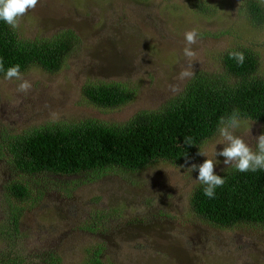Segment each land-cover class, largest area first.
Masks as SVG:
<instances>
[{"label":"rangeland","instance_id":"rangeland-1","mask_svg":"<svg viewBox=\"0 0 264 264\" xmlns=\"http://www.w3.org/2000/svg\"><path fill=\"white\" fill-rule=\"evenodd\" d=\"M264 1V0H260ZM247 0H39L18 18L19 39L50 37L71 30L77 38L65 65L48 73L36 66L20 72L31 82L0 75V264H81L95 252L111 264H264V225L220 227L199 218L189 196L207 158L215 174L226 167L216 131L189 159L156 160L141 170L122 168L101 175L84 172L21 174L10 162L1 133L17 134L44 125L85 119L121 124L136 112L155 109L176 96L189 78L181 68L221 71L220 57L236 46L260 57L256 75L264 77V26L253 24ZM197 30L184 55V33ZM117 81L134 96L114 108L89 102L86 83ZM179 85L173 93L170 85ZM234 135L255 151L264 122L239 118ZM200 150L207 157L200 154ZM25 181L26 199L8 185Z\"/></svg>","mask_w":264,"mask_h":264},{"label":"trees","instance_id":"trees-1","mask_svg":"<svg viewBox=\"0 0 264 264\" xmlns=\"http://www.w3.org/2000/svg\"><path fill=\"white\" fill-rule=\"evenodd\" d=\"M246 13L253 24L264 26V1L247 0ZM76 41L71 30L22 40L15 29L0 20V60L4 69L0 75L17 64L20 72L32 66L48 73L57 72L75 49ZM234 51L244 54L242 65L230 58L229 53ZM220 61V72L196 71L179 94L155 109L136 112L121 124L85 119L17 134L4 131L3 147L8 150L14 168L25 175L91 172L98 176L116 167L138 171L156 160H187L216 133L221 117L227 120L235 110L238 118L264 122V77L256 75L259 55L247 47L236 46L222 53ZM82 92L89 102L103 108L122 105L134 96L133 89L117 81L89 82ZM185 138H190L191 145L185 143ZM217 175L225 183L215 189L214 198L204 195L202 183L194 186L189 196L191 210L220 227L240 223L264 225V168L240 172L228 166ZM7 188L18 200L29 196L25 181L14 182ZM81 264L111 263L95 252Z\"/></svg>","mask_w":264,"mask_h":264},{"label":"clouds","instance_id":"clouds-1","mask_svg":"<svg viewBox=\"0 0 264 264\" xmlns=\"http://www.w3.org/2000/svg\"><path fill=\"white\" fill-rule=\"evenodd\" d=\"M39 0H0V20L5 21L13 29L19 26L18 18L25 15L29 9H35ZM197 30L192 29L184 33L186 46L184 48V55L191 60L195 56V52L191 49V45L197 42ZM230 58H233L239 64H243L245 56L242 52H231L229 53ZM3 61L0 60V71H3ZM194 74L192 63H189L188 67L181 68L179 73V80L189 78ZM21 81L17 90L22 93H27L31 90L32 84L30 81L23 79L20 73V65L9 67L6 71L5 79ZM170 90L176 93L180 90L179 85H170ZM238 110H235L231 117L225 120L223 117L220 119V127L218 132L222 138L224 148L221 152L217 153L216 156L220 155L225 157L224 163L234 167L240 172L246 171H257L258 169L264 168V134L255 137L256 140V151H253L246 141L237 135H234V129L239 127ZM185 143H190V138H185ZM200 154L207 157L206 153L200 150ZM217 162V161H216ZM216 162L213 159L207 158L202 164H193L189 171L196 170L198 168V181L205 185L203 193L209 198H214L215 189L223 186L225 183L224 178L220 175L215 174L214 167Z\"/></svg>","mask_w":264,"mask_h":264}]
</instances>
